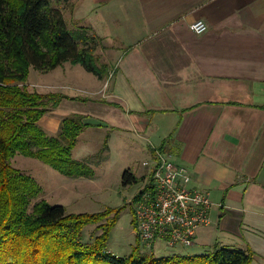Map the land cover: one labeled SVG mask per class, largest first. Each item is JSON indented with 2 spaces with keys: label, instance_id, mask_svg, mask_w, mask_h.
I'll return each mask as SVG.
<instances>
[{
  "label": "crops",
  "instance_id": "0c3cea01",
  "mask_svg": "<svg viewBox=\"0 0 264 264\" xmlns=\"http://www.w3.org/2000/svg\"><path fill=\"white\" fill-rule=\"evenodd\" d=\"M68 2L65 22L100 39L112 71L104 91L109 77H95L98 98L78 89L93 100L78 102L88 105L80 115L102 125L85 129L81 144L109 137L110 157L113 137L127 134L147 143L150 164L152 148L168 154L212 203L192 255L249 249L264 264V0ZM196 20L202 35L189 29Z\"/></svg>",
  "mask_w": 264,
  "mask_h": 264
},
{
  "label": "trees",
  "instance_id": "16d2710c",
  "mask_svg": "<svg viewBox=\"0 0 264 264\" xmlns=\"http://www.w3.org/2000/svg\"><path fill=\"white\" fill-rule=\"evenodd\" d=\"M68 0H0V264H253V253L238 248H216L204 255L154 258L132 249L127 258L106 249L121 209L69 214L61 205L36 201L42 189L30 176L11 165L17 156L32 158L67 178L93 177L87 162L74 160L79 135L89 127L79 114L61 120L56 135L38 122L63 100L88 102L90 97H69L57 92L30 90V70L46 73L64 63L80 66L98 80L110 75L96 51L100 39L81 27L68 29L62 7ZM105 137L103 147L107 149ZM144 180L129 171L121 176L127 187ZM135 194L131 201L137 199ZM94 226L91 241L82 231Z\"/></svg>",
  "mask_w": 264,
  "mask_h": 264
},
{
  "label": "rangeland",
  "instance_id": "374dc122",
  "mask_svg": "<svg viewBox=\"0 0 264 264\" xmlns=\"http://www.w3.org/2000/svg\"><path fill=\"white\" fill-rule=\"evenodd\" d=\"M50 1L54 5L55 0ZM66 6H69V2L65 5L67 10ZM66 22L68 29H71V23L67 19ZM96 53L103 61L101 53H105V51L103 49L101 51V45L98 46ZM110 74H112L111 69ZM109 79L110 77L104 81L103 91L107 87ZM94 81L96 82L97 79L82 67H72L68 63H64L46 73L31 69L27 85L30 90L39 93L57 92L69 96L83 95L79 90L90 88L94 90V93L91 91V96L98 98L101 93L97 92L96 89L100 84H96ZM79 106L78 102L63 101L57 109L49 111L40 120L39 124L45 131L47 130L46 132L49 135H56L57 128L59 129L60 126L50 128L49 125H60L61 120L70 113L80 115L82 114L80 111L88 110V105H83L81 108ZM94 108L93 105L89 112L93 111ZM87 121L95 123L93 118ZM117 136L113 137L110 157H108V146L106 149L103 144H97V137H92L94 139L90 143L82 144L83 138L78 139L79 144L73 149L72 157L74 160L87 162L93 171L91 179L79 178L75 180L67 178L36 159L20 155L11 160V165L23 174L33 178L42 189V194L35 202L44 200L51 205H61L69 214L100 213L106 208L121 209L106 243L107 251L113 256L127 258L134 247H138L141 254L154 258L169 257L173 254L192 255L191 246L168 247L164 242L157 241L150 248H144L138 243L133 232V204L131 200L143 185L144 180L123 187L121 176L124 171H129L137 178L144 177L146 179L150 167L149 152L147 143L144 140L139 143H132L127 134L121 140H117ZM132 150H135V152ZM86 152H90V154L83 155ZM85 158H87V161H84ZM94 233L98 235L100 231L94 232V226L85 227L82 231V241L85 243L91 241Z\"/></svg>",
  "mask_w": 264,
  "mask_h": 264
},
{
  "label": "built area",
  "instance_id": "2783aa9c",
  "mask_svg": "<svg viewBox=\"0 0 264 264\" xmlns=\"http://www.w3.org/2000/svg\"><path fill=\"white\" fill-rule=\"evenodd\" d=\"M195 35L206 32L201 20L190 24ZM149 173L132 201L133 232L138 243L150 248L157 241L168 247L193 245L197 232L211 223L212 203L203 192L188 187L185 170L168 154L152 148ZM146 166V164H144Z\"/></svg>",
  "mask_w": 264,
  "mask_h": 264
}]
</instances>
